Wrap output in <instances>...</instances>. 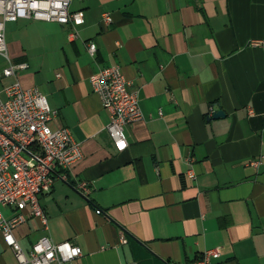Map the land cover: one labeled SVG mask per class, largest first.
<instances>
[{
  "label": "crops",
  "instance_id": "crops-1",
  "mask_svg": "<svg viewBox=\"0 0 264 264\" xmlns=\"http://www.w3.org/2000/svg\"><path fill=\"white\" fill-rule=\"evenodd\" d=\"M69 9L81 24L4 26L10 60L27 66L6 76L0 54V94L15 79L38 87L57 109L52 126L68 127L82 150L68 180L39 195L46 224L27 216L14 228L22 249L47 235L81 247L74 264H171L215 246L212 264H264V0H70ZM109 64L142 111L121 151L89 80ZM0 264H17L1 234Z\"/></svg>",
  "mask_w": 264,
  "mask_h": 264
},
{
  "label": "built area",
  "instance_id": "built-area-1",
  "mask_svg": "<svg viewBox=\"0 0 264 264\" xmlns=\"http://www.w3.org/2000/svg\"><path fill=\"white\" fill-rule=\"evenodd\" d=\"M70 0H0V54L7 59L2 72L15 75L25 68L26 62H12L4 37L7 21L19 17L57 21L79 25L83 21L80 10L69 9ZM106 23L111 21L108 12L102 13ZM75 36V31H69ZM259 41L253 40L252 43ZM93 55L96 44L87 43ZM90 86L100 97L103 108L109 113L105 129L117 151L127 146L125 127L140 119L142 111L138 93L131 89L119 64L104 65L90 75ZM0 94V234L4 243L15 255L17 264H74L82 254L81 247L69 240L54 242L47 235L34 241L26 252L22 249L13 230L27 216H37L46 224V216L39 202V195L49 191L55 177L68 180L72 165L82 156L80 143L66 126H52L57 115L45 93L36 86H23L18 79L5 85ZM261 157L250 163L257 166ZM194 177V172L188 170ZM77 189L83 194L90 192L86 181H79ZM10 208L5 216L2 208ZM125 242L126 238L121 237ZM221 255L219 246L205 249L192 261H174L171 264H212Z\"/></svg>",
  "mask_w": 264,
  "mask_h": 264
},
{
  "label": "water",
  "instance_id": "water-1",
  "mask_svg": "<svg viewBox=\"0 0 264 264\" xmlns=\"http://www.w3.org/2000/svg\"><path fill=\"white\" fill-rule=\"evenodd\" d=\"M219 112H220V111H218V112L214 115V117H217V116H218L217 114H219Z\"/></svg>",
  "mask_w": 264,
  "mask_h": 264
}]
</instances>
